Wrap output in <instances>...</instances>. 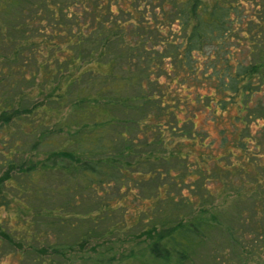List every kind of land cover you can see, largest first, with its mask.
Listing matches in <instances>:
<instances>
[{
	"label": "trees",
	"instance_id": "1",
	"mask_svg": "<svg viewBox=\"0 0 264 264\" xmlns=\"http://www.w3.org/2000/svg\"><path fill=\"white\" fill-rule=\"evenodd\" d=\"M263 155L264 0H0V208L23 226L0 238L23 255L64 256L50 231L83 205L80 244L133 241L117 264H264Z\"/></svg>",
	"mask_w": 264,
	"mask_h": 264
},
{
	"label": "rangeland",
	"instance_id": "2",
	"mask_svg": "<svg viewBox=\"0 0 264 264\" xmlns=\"http://www.w3.org/2000/svg\"><path fill=\"white\" fill-rule=\"evenodd\" d=\"M196 125L200 128H205L209 132V139L216 138L220 139V125L216 123H208L206 124V117L203 114H199L196 118ZM262 124V121H260V124L257 126L256 124H253V129L256 130L260 127ZM219 143V142H216ZM260 160H264L263 158L259 157ZM253 166V165H252ZM254 167H251V172H255ZM261 175L260 177H264L263 169L260 168L258 171ZM3 172L0 173V175ZM215 187V186H213ZM69 202V197L64 196L56 200V203L59 204L58 206H63L62 204H66ZM83 203V202H82ZM244 208H250L252 206L249 202L242 204ZM16 207V206H15ZM65 207V206H63ZM15 209V211H13ZM18 207L6 210L4 208H0V217L4 220V223L6 224L7 231L10 232L9 229H11L10 235L12 238L18 239L20 238V235H17L13 230L15 228H19L20 230L23 228L22 225H20V222L18 221V218L16 217V210ZM68 212H65V217L67 220L66 222L59 223L56 228L50 231V242L58 241L57 238H60V240H63L65 242V249L64 256L61 254H56V256L51 257L53 259V262L51 264H117L120 257L123 255V253H127L131 250V247L134 245H131L133 241L130 242L129 236H123L119 235V238L115 235L110 237H103V238H95L93 239L90 244H80V230L77 229L76 225H80L81 229L86 228L88 226V222L85 218H83V214H85L86 208L83 205H76L74 208L70 206V209H68ZM72 210H75L76 214L71 213ZM79 213V214H78ZM58 217V216H57ZM71 223H74L75 225L72 226ZM88 223V224H87ZM63 226V227H62ZM105 226V224H102V228ZM62 229L58 230L57 229ZM23 231V230H21ZM84 231V230H83ZM53 233V234H52ZM49 234V233H48ZM116 237V238H115ZM19 241V240H17ZM215 247H220L219 245H213ZM30 248L27 247V253L23 255L21 253V247L19 244H17L16 240L10 241L9 238H0V264H41L40 263V257L37 259L36 256L39 254H35L32 252V250H29ZM125 253V254H126ZM210 253V247L203 248L201 256L203 259L198 262L199 264H212L209 262V257L207 256ZM48 256H45L47 258ZM115 257V258H114ZM99 258H102L104 261L97 260ZM114 258V259H113ZM264 258V256H263ZM50 259V260H51ZM112 259V260H111ZM111 260V261H109ZM230 260V259H229ZM221 262L220 264H240L239 260H230L228 262L225 261L222 257L218 260ZM48 263V262H46ZM251 264H258L257 261L251 263Z\"/></svg>",
	"mask_w": 264,
	"mask_h": 264
}]
</instances>
